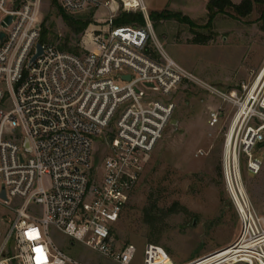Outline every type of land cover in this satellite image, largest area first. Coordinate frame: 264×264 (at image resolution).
Returning a JSON list of instances; mask_svg holds the SVG:
<instances>
[{"label":"built area","instance_id":"built-area-1","mask_svg":"<svg viewBox=\"0 0 264 264\" xmlns=\"http://www.w3.org/2000/svg\"><path fill=\"white\" fill-rule=\"evenodd\" d=\"M55 1L67 14L102 4ZM42 3L0 0V204L9 211L0 216V264H77L52 241V231L112 263L131 264L136 247L119 245L113 229L171 125L170 96L196 78L163 52L141 0L103 2L107 30L94 31L95 48L82 55L39 42ZM113 4L140 12L144 25L116 26ZM37 44L42 53L31 61ZM263 70L240 95L217 92L226 107L210 111L207 120L214 128L229 109L221 170L238 236L224 259L214 260L218 251L186 264H264V218L241 174L242 166L252 175L261 167L256 150L264 143ZM95 141L109 150L100 167L93 165ZM165 259L171 263L162 249L145 247L143 264Z\"/></svg>","mask_w":264,"mask_h":264},{"label":"rangeland","instance_id":"rangeland-1","mask_svg":"<svg viewBox=\"0 0 264 264\" xmlns=\"http://www.w3.org/2000/svg\"><path fill=\"white\" fill-rule=\"evenodd\" d=\"M99 1L103 4L109 0ZM231 1L239 4L242 0ZM102 4L84 13L68 14H92V24L74 37L52 1L43 0L41 26L49 31L50 42L56 48L69 37V46L78 47L72 54L82 55L95 48L93 32L107 30L108 10ZM206 4L200 0H171L166 10L202 26L206 23ZM154 6L159 10L161 4ZM261 11V5L253 4L245 17L233 9L217 15L207 44L192 43L195 35L189 27L174 20L162 21L153 28L163 52L196 79L195 83H183L170 96L176 125L167 127L150 153L113 229L119 245L131 243L136 247L131 264H143L147 245L162 249L172 264H186L228 248L238 236V218L225 191L221 170L229 109L218 126L210 127L207 120L210 111L226 107L218 93L234 90L240 95L241 87L252 85L263 70ZM121 12L120 8L114 10L116 17ZM108 154L107 147L93 143V165L100 167ZM256 155L261 160L259 172L252 175L242 166L241 174L253 208L264 218V143L257 146ZM7 212L0 204V216ZM50 237L77 264H115L80 243L70 245L71 241L57 231H52ZM158 260L164 263V259ZM226 264L256 263L239 259Z\"/></svg>","mask_w":264,"mask_h":264},{"label":"trees","instance_id":"trees-1","mask_svg":"<svg viewBox=\"0 0 264 264\" xmlns=\"http://www.w3.org/2000/svg\"><path fill=\"white\" fill-rule=\"evenodd\" d=\"M51 1L52 5L57 9V14L61 16L62 21L68 27L70 33L74 37L81 35L86 30V28L92 24L91 13L88 15L81 14L75 17L69 16L59 8L55 0ZM253 4L262 6L260 19L264 23V0H242L239 4H234L230 0H209L206 4V23L202 26L196 25L186 16H181L178 13H171L166 9L160 12H150L149 19L152 22L153 28L162 21L174 20L181 24H186L189 27L190 31L195 35L192 43L207 44V42L212 39L211 25L217 15H225L227 13V9H233L238 16L245 17L251 13ZM114 24L116 26H143L144 19L140 12H121L117 17H115ZM202 31L208 33L203 34ZM50 41L49 31L44 26H41V35L39 42L41 44H44L51 43ZM69 41L70 39L69 37H67L64 44L59 46L58 49L68 53H77V45L69 46ZM75 43L78 44L79 40L77 39Z\"/></svg>","mask_w":264,"mask_h":264},{"label":"crops","instance_id":"crops-1","mask_svg":"<svg viewBox=\"0 0 264 264\" xmlns=\"http://www.w3.org/2000/svg\"><path fill=\"white\" fill-rule=\"evenodd\" d=\"M141 1H142L143 5H144V7L146 8V11H147V13H148V12H160V11L166 9V7L168 6V4H169V2H170L171 0H141ZM200 1H202V2H206V3H207L209 0H200ZM230 1H231V0H230ZM231 2H232V1H231ZM155 3H157V4H161V7H160L159 10L156 9L157 7L154 6ZM232 3H233V2H232ZM112 8H113V10H115V9H116V5L113 4V5H112ZM96 14H97V10H96L95 15H96ZM148 15H149V13H148Z\"/></svg>","mask_w":264,"mask_h":264},{"label":"water","instance_id":"water-1","mask_svg":"<svg viewBox=\"0 0 264 264\" xmlns=\"http://www.w3.org/2000/svg\"><path fill=\"white\" fill-rule=\"evenodd\" d=\"M10 22H11V17L10 16H8L4 21H3V23H2V26L3 27H7L9 24H10ZM3 36V34L1 33L0 34V37H2ZM36 50H37V52H36V54L33 56V58H32V60L31 61H34L35 59H36V57L37 56H39L41 53H42V47H41V45L40 44H37L36 45ZM125 79H129L128 77H124ZM171 125L172 126H175L176 125V121L175 120H172L171 121ZM2 198H4V194L2 193Z\"/></svg>","mask_w":264,"mask_h":264},{"label":"bare ground","instance_id":"bare-ground-1","mask_svg":"<svg viewBox=\"0 0 264 264\" xmlns=\"http://www.w3.org/2000/svg\"><path fill=\"white\" fill-rule=\"evenodd\" d=\"M264 71V70H263ZM226 249H224V250H222V251H219L218 253H217V255H215V257H214V260H222V259H224L225 258V256L227 255V253L228 252H224ZM223 252V253H222ZM221 253V254H220ZM223 262V261H222Z\"/></svg>","mask_w":264,"mask_h":264}]
</instances>
